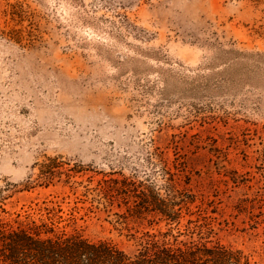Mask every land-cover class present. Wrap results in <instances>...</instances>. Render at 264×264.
Listing matches in <instances>:
<instances>
[{
	"label": "rangeland",
	"instance_id": "374dc122",
	"mask_svg": "<svg viewBox=\"0 0 264 264\" xmlns=\"http://www.w3.org/2000/svg\"><path fill=\"white\" fill-rule=\"evenodd\" d=\"M142 191L264 264V0H0V219L133 252Z\"/></svg>",
	"mask_w": 264,
	"mask_h": 264
},
{
	"label": "trees",
	"instance_id": "16d2710c",
	"mask_svg": "<svg viewBox=\"0 0 264 264\" xmlns=\"http://www.w3.org/2000/svg\"><path fill=\"white\" fill-rule=\"evenodd\" d=\"M140 199L139 208L159 215L166 228L144 231L133 252L80 232L57 233L54 223L42 219H16L17 225L0 219V264H256L230 245L180 240L184 233L172 225H179L182 206L172 191L164 197L142 191Z\"/></svg>",
	"mask_w": 264,
	"mask_h": 264
}]
</instances>
